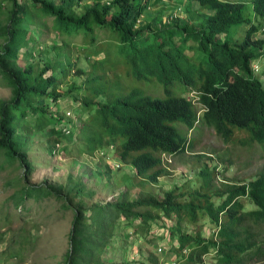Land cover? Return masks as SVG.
Returning <instances> with one entry per match:
<instances>
[{"label":"trees","instance_id":"trees-1","mask_svg":"<svg viewBox=\"0 0 264 264\" xmlns=\"http://www.w3.org/2000/svg\"><path fill=\"white\" fill-rule=\"evenodd\" d=\"M162 2L0 0V86L11 90L10 99L0 101V175L12 168L1 187L9 195L0 203V227L51 199L72 216L64 264H110L104 256L113 248L124 264H207V258L264 264V169L247 183L217 182V166L207 163L213 157L197 154L195 160H204L190 182L197 187L142 191L132 199L129 179L126 191L105 204H89L95 193L81 182L31 181V140L45 133L51 155L60 148L83 155L114 149L141 187L169 175L165 158L194 152L197 124L223 146L264 159V87L251 72L256 59H264V39L253 40L257 29L250 24L240 44L223 39L249 9L264 18V0H189L180 6L184 18L169 23L160 9L148 15ZM49 34L53 42L37 51ZM34 43L37 55L18 65L20 52ZM73 52L88 69L78 67ZM152 90L157 93L147 94ZM184 92L196 93L201 107ZM64 98L77 106L78 124L66 112H53ZM167 237L162 260L158 244ZM137 241L134 261L124 260ZM3 255L12 257L9 250Z\"/></svg>","mask_w":264,"mask_h":264},{"label":"rangeland","instance_id":"rangeland-1","mask_svg":"<svg viewBox=\"0 0 264 264\" xmlns=\"http://www.w3.org/2000/svg\"><path fill=\"white\" fill-rule=\"evenodd\" d=\"M90 1V0H86ZM187 0H164V6L152 7L148 15H153V12L162 10V14L167 21L172 14H181L179 6L181 3ZM233 2H247L249 0H231ZM251 10V9H250ZM248 12L247 20L249 22L254 21L253 11ZM205 15L208 13H204ZM253 19V20H252ZM247 20L241 22L240 25L232 27L229 30V36L234 32L235 36H230L235 40L236 44H240L243 40V32L247 25ZM264 23V19H261ZM260 20L258 19V22ZM48 25L50 22L47 23ZM52 34L46 36L42 41L44 43L38 46V50L41 47H45L53 42ZM55 41V40H54ZM1 42V40H0ZM75 45L79 42L75 41ZM36 43L31 48L23 49L18 57V65H24L25 61L37 55V51L34 50ZM72 46V45H71ZM253 47L249 51H253ZM34 51V52H33ZM34 53V54H33ZM74 57H79L78 67L88 69L89 64L85 63L82 56H78L77 53L73 52ZM31 58V59H32ZM122 74V71H117ZM259 78L258 76H256ZM73 73L68 76L65 81L68 84L73 80ZM262 84L264 85V79ZM65 83L61 88H65ZM156 90H152L147 94H156ZM77 97V94H72ZM11 97V90L6 86H0V101L9 100ZM77 106L73 103L71 98H64L59 101L57 106L52 107L53 112L58 115L66 112L67 117L73 116L74 124H78L76 120ZM77 126V125H76ZM75 126V127H76ZM201 130V127H198ZM198 135V136H197ZM49 136L45 133L44 136L36 135L32 138L31 145L32 150L29 153V159L34 165L32 172L31 181L33 183H48L66 187L73 184V182H81L86 190L94 191L92 199L86 200L89 204L98 203L105 204L114 201L120 192H124L127 189L129 179H133V186L130 189V198H136L142 191H151L153 193H163L170 191L176 187H197V184L191 185L190 182L196 179L197 173L200 171L204 160L199 163L195 160L197 154H202L207 157H213V162L208 164H214L217 166L216 181L225 183H247L254 179L257 174L264 169V159L260 158L257 154L250 155L241 149H234L232 147L223 146L216 138L215 134L208 129H203L201 133H195V139L198 143L195 145L196 148L193 153H188L184 156L176 158H165V166L169 171V175L158 179L156 184H146L141 186L136 185V180L133 178L134 171L129 165H126L118 160V154L115 153L114 149L109 152H105L104 155H83L73 154L76 151L73 149L58 150L54 155L49 153L48 149L44 148L45 139ZM67 141V140H66ZM68 142V141H67ZM66 143H62L65 145ZM62 145L60 147H62ZM66 146V145H65ZM169 162H168V161ZM11 169L7 168L5 172L0 175V192L3 183L6 178L11 176ZM4 196L0 193V203L3 202ZM18 218V221L13 223L6 228L0 227V238L4 240L0 242V264H64L63 259L65 252L68 248L67 234L70 230V223L72 216L68 212L61 210V204L55 200L46 199L37 206L32 207L30 214ZM171 222L168 223V225ZM21 229H23L21 231ZM120 231L123 232V226H119ZM190 229V227H189ZM21 232V233H20ZM5 233V234H3ZM162 233V230H159ZM130 231H124V235L128 243L133 241V237L130 235ZM19 235H25L28 241L19 244ZM165 237L167 234H163ZM168 243V237L164 238L162 242L158 244V248H162V257H167L166 248ZM146 247L142 250L145 251ZM9 250L11 256H5L3 253ZM18 250V251H17ZM18 252L17 256H14ZM139 251V242L132 244L125 255L124 260L133 262L136 253ZM137 259V258H136ZM123 256L121 252L116 251L115 248L111 249L104 256V261L110 264H124L122 262ZM173 261V258L171 259ZM211 259L207 258L206 263L211 264Z\"/></svg>","mask_w":264,"mask_h":264},{"label":"clouds","instance_id":"clouds-1","mask_svg":"<svg viewBox=\"0 0 264 264\" xmlns=\"http://www.w3.org/2000/svg\"><path fill=\"white\" fill-rule=\"evenodd\" d=\"M164 1V0H163ZM189 2V0H187L186 2H183V3H181L180 4V6L181 5H184V4H186V3H188ZM251 2V0H249V1H247V3H250ZM163 3V2H162ZM161 6H164V7H166L164 4H162V5H160L159 7H161ZM180 6H179V8H180ZM167 8V7H166ZM180 10V9H179ZM250 10V9H249ZM250 11H252V10H250ZM182 12V11H181ZM205 12V11H204ZM205 13H207V12H205ZM254 13V12H253ZM205 15V14H204ZM207 15V14H206ZM164 17V16H163ZM178 18H184V15L181 13V14H172V15H170V17H169V19L166 21V22H170V21H172L173 19L174 20H176V19H178ZM253 18H254V21H253V23L252 22H249L247 19V24H250V26H253L254 28H256L257 29V32L254 34V36L252 37L253 38V40H262V39H264V23L263 22H261L262 20L261 19H264V18H261L260 16H258L256 13H254V16H253ZM164 19H165V17H164ZM258 19L260 20L259 22H258ZM253 20V19H252ZM241 23H239V24H237L236 26H238V25H240ZM235 27V26H234ZM246 29V28H245ZM244 32H245V30H244ZM235 36V34H234V32H232L231 34H230V36ZM229 36V32H228V34H224L223 35V39H232L233 40V38L232 37H230ZM234 42H235V40H233ZM251 72H252V74H254L255 76H258L259 78V81L261 82V84H262V80L261 79H264V59H262V58H257L256 59V62H254L253 64H252V68H251ZM262 86L264 87V85L262 84ZM181 95L183 96V98L184 99H186V100H188V101H191L192 103H194V104H196L198 107H201V105H198L197 104V101H198V99H199V96L196 94V93H194V92H184V93H181ZM203 111V110H202ZM202 111H200L199 112V114L202 112ZM197 126V132H199V133H201L202 132V130L203 129H208V128H206V127H204V128H202L199 124H197L196 125ZM201 127V130H198V127ZM208 130H210V129H208ZM210 131H212V130H210ZM192 132H194V131H192ZM197 132H194V133H197ZM213 132V131H212ZM214 133V132H213ZM111 151L113 150V149H110ZM110 150H103V151H97V152H95L97 155H104L105 154V152L107 153V152H109ZM105 151V152H104ZM168 161V160H167ZM169 162V161H168ZM206 235H208V232H207V234ZM167 247H169V245L167 246ZM166 250H167V248H166ZM162 251V248L161 247H159L158 248V252H161ZM188 254H189V252H188V250H183L182 251V255L183 256H188ZM172 258H173V262L175 261V259H176V257H174V256H172ZM171 258V259H172ZM167 264V263H166Z\"/></svg>","mask_w":264,"mask_h":264}]
</instances>
